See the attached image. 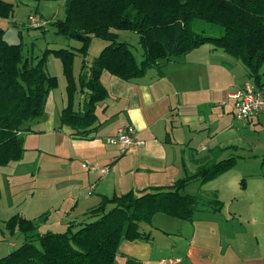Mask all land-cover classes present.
<instances>
[{
  "label": "crops",
  "instance_id": "1",
  "mask_svg": "<svg viewBox=\"0 0 264 264\" xmlns=\"http://www.w3.org/2000/svg\"><path fill=\"white\" fill-rule=\"evenodd\" d=\"M259 73L263 84L264 62ZM56 78L57 87L49 92L42 117L22 133L21 159L0 167L1 184H7L8 190L16 193L25 183L40 193L44 188L45 200L50 194L49 215L46 203L45 215L40 213L44 232L52 231L51 223L64 229L69 222L87 221L86 211L103 195L170 187L201 162L226 159L245 148L251 152L255 146L254 138L247 139L245 146L240 142L228 97L248 79L246 68L212 44L160 60L158 68L139 79L126 81L103 72L100 81L107 96L96 104L98 126L89 138L73 137L69 128L60 127L66 80ZM82 100L77 94L74 107ZM249 122L264 137V112L246 125ZM128 125L140 144L122 151L120 144L106 142L117 127ZM262 149L240 159L251 160L252 169L240 167L236 160L232 168L199 187L188 183L182 192L199 198L192 220L153 214L149 224H140L146 238L120 242L115 264H161L162 257H175L178 264H264ZM33 165L35 171L27 172ZM92 165L96 168L90 169ZM213 192L222 203L220 210L207 204ZM33 205L41 211L39 200Z\"/></svg>",
  "mask_w": 264,
  "mask_h": 264
},
{
  "label": "trees",
  "instance_id": "2",
  "mask_svg": "<svg viewBox=\"0 0 264 264\" xmlns=\"http://www.w3.org/2000/svg\"><path fill=\"white\" fill-rule=\"evenodd\" d=\"M40 1V0H35ZM64 17L51 22L56 33L77 39L81 45L79 72L73 71L75 53L71 49H46L42 56L27 57L21 43L9 44L0 28V167L21 159L24 152L22 133L44 113L49 92L57 79L45 68L53 55L62 64L66 80V105L60 112V127L71 130L73 137L89 138L98 126L96 104L107 96L100 81L107 72L122 80L142 78L160 60L187 54L209 43L239 60L247 77L260 80L264 62V0H63ZM13 5L0 0V18L9 19ZM195 20L218 26V36L193 29ZM34 28H38L37 26ZM137 36L139 58L118 32ZM92 38L105 41L90 64L86 56ZM82 103L74 107L76 95ZM235 157L201 162L192 174H185L170 187L134 193L102 196L86 211L85 222H69L62 232L32 233L35 219L18 214L5 221L10 233L24 235L23 243L0 257V264H115L122 240L146 238L140 224H149L159 212L191 221L198 208L196 195L183 193L191 181L203 184L232 168ZM207 204L220 210L222 203L213 192Z\"/></svg>",
  "mask_w": 264,
  "mask_h": 264
},
{
  "label": "rangeland",
  "instance_id": "3",
  "mask_svg": "<svg viewBox=\"0 0 264 264\" xmlns=\"http://www.w3.org/2000/svg\"><path fill=\"white\" fill-rule=\"evenodd\" d=\"M7 3L13 5V15L9 19L0 18V28L3 30V38L9 44L22 45V52L25 56L37 57L42 56L46 49H57V48H67L71 49L75 53L73 61V70L78 68L79 64V54L75 51L76 47L81 45V43L74 38H66L61 34L56 33V28L51 24L52 21L62 19L64 17V3L63 0H3ZM30 17L37 18L41 24L34 28L30 25ZM193 29L196 32H203L205 35L218 36L221 33V29L218 26L208 24L202 20H195L193 23ZM132 35V36H131ZM120 40H126L132 46L134 54L139 58L141 49L137 43V36L130 32L124 31L119 37ZM91 48L89 51V59H93L98 55L105 41L92 38ZM81 60V59H80ZM45 68L50 75L58 76L63 79L62 74V64L61 61L54 57L53 55H48L46 58ZM57 79V78H56ZM65 79V78H64ZM261 79V76H260ZM255 82L253 79H251ZM262 80V79H261ZM57 87V86H56ZM232 119V118H231ZM236 119V118H235ZM238 128L237 135L240 137V142L244 145L248 142L247 139L254 138L255 146L251 149V152L241 149L239 153L230 154L228 156L235 157L238 161L240 167L246 169L245 167L250 166L251 169L255 166L251 160H240L244 156L252 155L255 152H261L264 148V137L260 135L262 131H259V127L255 131L253 127V122L246 125V120H233ZM245 146V145H244ZM261 147V148H259ZM248 153V154H247ZM259 162V158L258 161ZM260 163V162H259ZM258 163V167H259ZM257 167V169H258ZM27 172L31 170L34 172L36 166H28ZM256 169V170H257ZM262 174L264 175V168L262 169ZM262 175V176H263ZM245 178V177H244ZM2 177L0 176V257L8 254L17 247H19L24 241V235L15 232L10 233L5 227V221L13 214L19 213L20 216H24L27 219L35 218L37 222L36 229L32 233H44V219L42 213H44V203L47 204L46 209L52 204L51 198H47L50 194H47L46 200L44 199V188H42L41 193L37 192L36 189L31 188L30 185H25L23 183L22 190L17 189L16 193L12 190L7 189V184H1ZM197 183V187L201 184L198 180L193 181ZM21 184V182H18ZM191 183V182H190ZM18 186V185H17ZM199 189V188H198ZM34 192V193H33ZM201 192V191H198ZM56 194V192H52ZM199 195V193L197 194ZM51 197V196H50ZM39 200L42 204L41 211L33 205L34 201ZM45 201V202H44ZM43 211V212H42ZM42 212V213H41ZM50 210L47 209L49 215ZM41 213V214H40ZM39 214L41 215L39 217ZM45 215V213H44ZM28 216V217H25ZM38 216V217H37ZM30 217V218H29ZM41 218L43 221H41ZM48 222V221H47ZM66 228V226H65ZM64 228V229H65ZM64 229L58 227L56 223H51V232H62ZM48 231V230H47ZM14 244V245H12Z\"/></svg>",
  "mask_w": 264,
  "mask_h": 264
},
{
  "label": "built area",
  "instance_id": "4",
  "mask_svg": "<svg viewBox=\"0 0 264 264\" xmlns=\"http://www.w3.org/2000/svg\"><path fill=\"white\" fill-rule=\"evenodd\" d=\"M29 23L32 27L39 26L37 18L30 17ZM232 99V113L238 120L249 121L264 112V83L253 82L251 78L246 79L242 86L228 94ZM134 128L131 125L116 128L115 134L106 139L110 144H120L122 151L134 144H140V140L133 137ZM84 166V165H83ZM92 165L90 169H95ZM104 171V169H101ZM161 264H178L179 259L175 257H162Z\"/></svg>",
  "mask_w": 264,
  "mask_h": 264
}]
</instances>
